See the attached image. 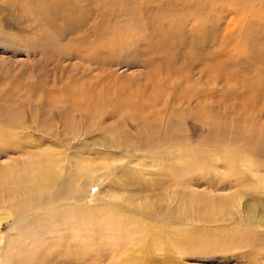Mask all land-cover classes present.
I'll return each instance as SVG.
<instances>
[{"label":"rangeland","instance_id":"obj_1","mask_svg":"<svg viewBox=\"0 0 264 264\" xmlns=\"http://www.w3.org/2000/svg\"><path fill=\"white\" fill-rule=\"evenodd\" d=\"M46 2L0 0V186L15 194L0 202V264H26L39 228L45 247L61 239L57 227L48 236L47 205L57 199V210L114 207L128 216L129 238L122 242L121 235L115 250L101 245V252L114 251L95 264H123L122 253L147 264H264V0ZM184 4L192 8L186 17ZM165 8L172 19L160 23ZM114 36L122 42L94 52V42ZM197 153L204 162L184 169L174 187L163 172ZM226 153L255 165L229 169ZM38 155L58 176L39 191L17 182ZM63 187L78 200L59 199ZM177 190L194 209L208 199L224 205L227 213L217 218L225 213L230 221L222 227L248 230V237L222 240L217 250L211 243L172 247L168 240L177 234L221 224L169 215ZM19 214L40 219L26 225L28 238L18 234ZM82 231H71L63 246L87 245ZM3 240L11 241L7 250Z\"/></svg>","mask_w":264,"mask_h":264},{"label":"bare ground","instance_id":"obj_2","mask_svg":"<svg viewBox=\"0 0 264 264\" xmlns=\"http://www.w3.org/2000/svg\"><path fill=\"white\" fill-rule=\"evenodd\" d=\"M44 1H47L46 3L49 2V0H44ZM51 1L53 2V0H51ZM185 5L186 4L182 5L181 12H180L183 17H186V14L192 10L191 6H185ZM210 6L213 7V4L210 3ZM50 7H51V5H50ZM170 11L171 10L167 9V8L163 9L162 12L164 15L159 16V18H160L159 22L160 23H162L163 21H166V22L171 21L172 17L170 15H168ZM206 16H204V18H202V16H200L199 13H196V11H195V14L193 15V17L199 23L206 22V20H204V19H206ZM182 20L183 19L180 18L179 23H181ZM193 26H194V28H198V23H195ZM157 27H159V26H157ZM164 34L165 33H162L163 36H165ZM131 35H133V34H131ZM135 37H137V36H135ZM145 41H147V40H145ZM121 42L122 41L117 40V38L115 36L112 38H109L108 40L106 39V41H104V40L101 41V38H100L99 41L94 42L95 47H92V48H95L94 52L96 51V53L102 54L109 49L108 46H111V45L117 46ZM160 42L162 43L163 41L160 40ZM94 44H92V45L94 46ZM147 44L151 46L150 41L147 42ZM111 48H113V47H111ZM91 53L94 55H97V57L99 56L98 54H95L93 52H91ZM91 53H90V55H92ZM88 56L89 55H87L86 57H88ZM197 155H198V153L196 154L195 157H193V158L190 157V159L188 158V160L184 161L183 163L180 162L181 163L180 166H179V164L178 165H170L169 168H167L166 172L165 171L163 172L164 175L166 174V175H168V177L171 178V181H173L174 187H177V186H179V184H181L180 176H181L184 169L188 170V168H189V170H190V168H191V170H192V167L200 164L201 162H204V160L202 161L199 157H197ZM221 156L223 157V158L221 157L222 160L224 159L225 164L227 165L226 167H228L229 169H231L232 166H235V164H237L238 162H243V161L250 162L249 165H251V164L255 165V162H253L251 159L243 158V160H242V158L238 157L237 155L226 153V155H221ZM41 157H42L41 155H38L37 159L33 160L32 167L30 168L31 173L29 175H25L23 178H20V179H18V177H17L18 183L28 182L34 187L35 190L39 191L40 188H44V187L47 188L51 184H54L57 182L58 176L52 172L51 165L47 166V160L41 159ZM205 162H207V161H205ZM207 163H209V162H207ZM52 168H53V170H56L55 167H52ZM26 169H28V168H26ZM32 169H34V173H33ZM23 170H25V169H23ZM23 170H21V171H23ZM89 171H91V170H89ZM8 173L11 174L12 172H8ZM238 178L239 177L237 175L236 179L238 180ZM12 179L16 181V177H14ZM237 180L236 181L234 180V181L237 182ZM162 181H164V180H162ZM72 182L73 181H71L70 183L75 185ZM66 183H68V182H66ZM160 184H161V182H160ZM160 184H156V185H160ZM62 185H64V183ZM62 185H61V187H62ZM146 185H148V184H146ZM66 187H67V184H66ZM68 187H69V184H68ZM71 188H72V186H71ZM146 188L147 187L143 184L141 190L143 191ZM63 189H64V187L62 188L63 194L61 195L60 198H59V194H58L59 199L64 200V199H67V197H69V198L74 197L75 199L78 198L77 196H75L77 191H75V192L71 191V190L64 191ZM0 190H3V192H0V202H2L4 200H9V198L12 195L15 196V194H11L8 191L9 189L5 190L6 193L4 192V189L2 187L0 188ZM179 191L180 190L175 191L174 195L172 196V201L176 202L177 205H175L174 208L167 210L169 215H173L174 216L173 218H175V217L177 218L180 215V216L184 217L186 222L187 221H191V222L198 221L200 223H203L205 225L207 224L209 226H212V224L216 223V221L221 222V224L218 225L220 227L218 229L212 230L211 228L207 227L209 229L208 230L207 228H202L201 229L202 231H201V233L199 232L200 233L199 235H198V233L192 231V232H188L184 236V238H181V236L179 234H177L175 236V238L173 236V238H169V240H168V242L171 244L172 247H174L176 249H178L182 245H183L184 249H187L186 245L187 246H193V247L195 245H200V246L204 247V245H205L206 247H209L210 243H211L213 245L212 248L217 250L220 247L224 248L225 243L222 242V240H224L227 244H236L240 240L248 237V235H249L248 230L244 231L242 229H236V228L234 229V228H228V227L223 228L224 227L223 224H225L227 222V220H228V222L230 221L228 214H225V213H227V210H226L227 208L226 207L224 208V205H222L223 206L222 208L218 207L216 201H214L212 199H208L206 202L204 200H203L204 202L203 201H201V202L203 204L204 203L206 204L208 201H210V200H212V201L208 202L206 205L205 204L204 205H198L197 209H194L196 206L193 204L191 199L187 198L186 196H184V198H182L183 194L180 195ZM231 200H228V201H231ZM57 201H59V200L57 199V200L51 201L47 205V207H48L47 209L52 212V215L50 216L51 217V224H50L51 229H50L48 236H50L53 233L54 228L57 227V230H56L58 233L57 236H60L61 239L55 240L54 242H52L51 244H49L48 246L45 247V245L43 244V241H40V239H39V238H41V239L43 238L41 228H39L37 236H35L32 239V244L34 246L33 247L34 251L32 252L33 256H24L23 257L26 264H85L86 262H88L90 260H91L90 263L95 264L99 257L101 259L102 257L104 258V256H106V254H108L110 252L113 253V251L116 249V248L114 249V242L116 243V241L121 237V235H122V238L120 239V241H122V242L126 241L129 238V236H128V234H129L128 226L129 225H128L127 221H125L128 216L121 214L118 211V209H116L114 207L113 208L112 207L111 208H103L97 214H94L93 211L92 212L85 211L88 209H83V208H78V207H73V206H65L64 208L66 210H68L67 215L71 216L70 218H67L66 216H61L58 212V211H64L65 209L57 210L56 208L53 207V204ZM19 203L24 204L25 202L23 200ZM202 203H199V204H202ZM18 206H19V204H18ZM256 209H257V207H254V209H251L252 217L254 216ZM223 211L225 212V213H223V216H221V218H217V213L221 212V214H222ZM213 214H216V220L213 219V217H212ZM25 217H26L25 215H20V214L18 216V219H17L18 225L19 224L21 225L20 227H18V230H20V231H18L19 232L18 234H24L28 238L29 233L24 231V229L26 228V225L32 224V222H39L40 219L34 215H31L27 218H25ZM4 218L6 219L7 216H5ZM128 220H129V224H131V223L134 224L133 218L128 219ZM168 221H170V219ZM253 221L254 220L250 219L249 220L250 223H248V224L253 225L257 222V221L256 222L254 221L255 223H253ZM170 224H174V222L171 221ZM23 226H24V228H22ZM79 227H82L85 229V231H82V234L85 235L87 245L80 242V243L73 244L75 246V248L72 245L71 246H63L65 243L70 241L69 233L71 231L79 229ZM223 232L226 234L223 237H221L219 235H213L215 233H223ZM202 233L207 234L208 237H204V238L202 237L201 238ZM123 234L127 235V236L123 237ZM209 238H212V241H210ZM2 242H4V240ZM4 243L7 245L5 247V249L7 250L11 244V241L6 240ZM106 244H107V247L112 245V247H113L112 249H114V250L110 251L111 249L109 250V248H107L106 251L101 252V245L106 246ZM50 248H52V249L48 250ZM1 254H2L1 258H3L6 261L9 260V256L6 253H4V254L1 253ZM124 255H125L124 253L121 254V257L123 256L124 260L126 261L123 264H147L145 262L147 260H141V259L138 260V258L136 256H135L136 257L135 258L134 255H133V257H130V256L125 257ZM20 262L22 264L21 260H20Z\"/></svg>","mask_w":264,"mask_h":264}]
</instances>
